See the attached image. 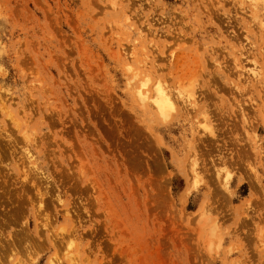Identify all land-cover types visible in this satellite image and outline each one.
<instances>
[{"label":"rangeland","instance_id":"obj_1","mask_svg":"<svg viewBox=\"0 0 264 264\" xmlns=\"http://www.w3.org/2000/svg\"><path fill=\"white\" fill-rule=\"evenodd\" d=\"M53 262L264 264V0H0V263Z\"/></svg>","mask_w":264,"mask_h":264},{"label":"bare ground","instance_id":"obj_2","mask_svg":"<svg viewBox=\"0 0 264 264\" xmlns=\"http://www.w3.org/2000/svg\"><path fill=\"white\" fill-rule=\"evenodd\" d=\"M112 6H115V2L112 3ZM256 18V17H255ZM257 66H254L253 68H250L248 73H250L256 81H259L262 79V75L257 70ZM144 85V84H143ZM146 88H140L137 92V96L139 98V101L142 105L151 104L156 107V109L159 111L162 116L167 117L172 110L175 109L177 100L174 97V95L167 89L166 87H163L161 84H159L155 90L151 89L150 87H147V83H145ZM183 96V92H180ZM184 101L188 103V105H191L192 107H195V102L192 98V95L188 96V98H185L183 96ZM197 165V164H195ZM196 168H194L195 170ZM192 186V185H191ZM1 264V263H0ZM56 264V263H51Z\"/></svg>","mask_w":264,"mask_h":264}]
</instances>
